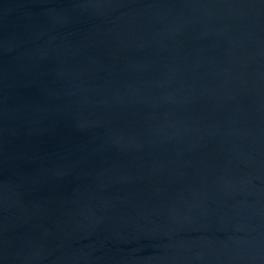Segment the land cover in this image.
<instances>
[{"label": "water", "instance_id": "water-1", "mask_svg": "<svg viewBox=\"0 0 264 264\" xmlns=\"http://www.w3.org/2000/svg\"><path fill=\"white\" fill-rule=\"evenodd\" d=\"M0 264H264V0H0Z\"/></svg>", "mask_w": 264, "mask_h": 264}]
</instances>
